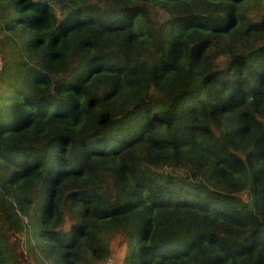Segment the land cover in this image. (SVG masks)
Returning a JSON list of instances; mask_svg holds the SVG:
<instances>
[{
    "label": "trees",
    "instance_id": "trees-1",
    "mask_svg": "<svg viewBox=\"0 0 264 264\" xmlns=\"http://www.w3.org/2000/svg\"><path fill=\"white\" fill-rule=\"evenodd\" d=\"M118 235L122 264H264V0H0V264Z\"/></svg>",
    "mask_w": 264,
    "mask_h": 264
},
{
    "label": "rangeland",
    "instance_id": "rangeland-1",
    "mask_svg": "<svg viewBox=\"0 0 264 264\" xmlns=\"http://www.w3.org/2000/svg\"><path fill=\"white\" fill-rule=\"evenodd\" d=\"M112 255L110 257V264H122L123 257L126 253V244L124 237L122 235H118L114 237L111 241ZM17 250L19 252V259L22 264H35L33 257L27 253L26 248L23 244L17 245ZM107 262V261H106ZM107 262V264H109Z\"/></svg>",
    "mask_w": 264,
    "mask_h": 264
},
{
    "label": "built area",
    "instance_id": "built-area-1",
    "mask_svg": "<svg viewBox=\"0 0 264 264\" xmlns=\"http://www.w3.org/2000/svg\"><path fill=\"white\" fill-rule=\"evenodd\" d=\"M106 261H107V262L110 261V257H108ZM107 262H106V264H107ZM108 263H109V262H108ZM109 264H110V263H109Z\"/></svg>",
    "mask_w": 264,
    "mask_h": 264
},
{
    "label": "clouds",
    "instance_id": "clouds-1",
    "mask_svg": "<svg viewBox=\"0 0 264 264\" xmlns=\"http://www.w3.org/2000/svg\"><path fill=\"white\" fill-rule=\"evenodd\" d=\"M107 260V259H106ZM106 262V261H105Z\"/></svg>",
    "mask_w": 264,
    "mask_h": 264
}]
</instances>
